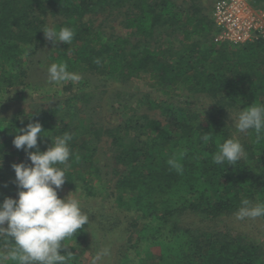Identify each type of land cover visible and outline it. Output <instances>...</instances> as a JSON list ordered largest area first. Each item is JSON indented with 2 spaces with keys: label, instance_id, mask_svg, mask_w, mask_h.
Segmentation results:
<instances>
[{
  "label": "trees",
  "instance_id": "16d2710c",
  "mask_svg": "<svg viewBox=\"0 0 264 264\" xmlns=\"http://www.w3.org/2000/svg\"><path fill=\"white\" fill-rule=\"evenodd\" d=\"M253 4L264 8V0ZM209 13L199 0H0V201L16 197L11 165L31 163L12 143L19 129L37 121L42 125L46 136L38 137L40 151L55 137L71 133L65 184L79 181L88 196L97 192L89 181L102 173L95 156L105 134L116 179L111 190L106 186L103 191L119 209L141 219L139 227L133 220L137 236L131 247H158L154 259L136 263L123 251L119 264H264L257 238L232 233L226 225H180L185 212L219 222L236 214L243 199L264 203V131L259 137L252 130L237 133L229 117L264 104V39L240 45L216 40L218 30ZM98 14L104 18L95 24ZM117 17L123 32L106 33L104 21ZM50 25L70 27L71 43L54 47L47 41L41 29ZM44 48L50 64H66L68 71L82 75V83H65L59 88L64 98L49 108L6 114L10 100L2 98L9 89L26 86L34 55ZM90 74L107 81L145 80L160 98L144 95L135 106L121 103L127 117L119 124L97 123L88 113L91 98L83 90ZM31 85L45 92L38 83ZM200 97L209 98V106L197 107ZM143 103L162 119L137 116ZM204 135L210 137L206 143ZM230 137L240 140L247 158L235 166L214 164L219 143ZM169 159L182 164V173L169 166ZM85 236L86 229H81L67 238V264H76L75 249ZM11 247L12 242L0 237V264H16L7 258Z\"/></svg>",
  "mask_w": 264,
  "mask_h": 264
},
{
  "label": "clouds",
  "instance_id": "9594fccd",
  "mask_svg": "<svg viewBox=\"0 0 264 264\" xmlns=\"http://www.w3.org/2000/svg\"><path fill=\"white\" fill-rule=\"evenodd\" d=\"M41 30L44 38L54 47L57 42L69 44L74 37V31L67 26L57 28L50 25ZM95 62L99 64L100 61L97 59ZM48 75L50 83L81 80L79 74L68 71L67 65L63 63L51 64ZM229 117L237 133L252 130L259 137L264 131V104L249 105L235 116L229 114ZM44 130L38 121L32 122L19 129L12 140L14 147L25 151L31 162L30 165L24 162L11 165L15 174L16 197L6 196L0 201V237L14 244V247L8 249L7 258L16 264H67L69 257L66 254L70 251L65 241L90 223L89 214L82 211L77 198L69 197L68 194L58 196V190L62 189L67 179L66 166L72 155L69 144L73 136L65 132L55 137L46 150L40 151L38 137L46 136L42 135ZM201 139L206 143L210 137L204 135ZM247 155L240 140L230 137L219 143L212 161L217 165L226 162V165L235 166L241 159H246ZM168 164L182 173L183 166L177 159H169ZM258 217H264V203L253 205L248 199H243L236 218L243 220ZM108 255L109 250L102 249L92 264H97V261Z\"/></svg>",
  "mask_w": 264,
  "mask_h": 264
},
{
  "label": "rangeland",
  "instance_id": "374dc122",
  "mask_svg": "<svg viewBox=\"0 0 264 264\" xmlns=\"http://www.w3.org/2000/svg\"><path fill=\"white\" fill-rule=\"evenodd\" d=\"M180 1L181 0H177V2ZM199 1L202 6L206 7V11L208 10L211 16V10L215 0ZM252 5L255 6V4ZM103 18L104 15L102 14L94 15L93 21L95 24H98ZM102 28L106 33L114 32L121 34L123 32L119 24V17L104 21ZM169 39L168 36H164L163 41H165V44H169ZM215 39L224 42L217 34ZM46 52L47 48H44L35 53L34 64L30 66L29 78L27 79L26 86L22 90L11 88L8 90V94H5L2 98L10 100L8 101L9 107L5 112L6 114H10L11 111H15V109H20L23 112H31L35 108H49L56 99L64 98L59 88L67 82L61 84L49 82L48 68L51 62L45 57ZM38 59L41 60L39 65L38 63L35 64ZM88 76H90V78H88L90 84H87V87H83V90L89 93L91 98L88 105V113L95 122L98 120L106 126H115L127 117V115L121 111V103L135 106L138 103V99L144 95H147L151 99L160 98L159 94L154 91L150 83L142 79L107 81L93 74ZM34 82L38 83V86H41L42 90H45V92L39 91L38 88L37 90L31 89V84ZM81 83L82 82H76L78 86ZM117 92H119L118 96H116ZM180 99H183V97H180ZM197 101V107H206V105L210 103L207 97H200ZM72 104L79 106L78 102ZM136 114L137 116L147 114L151 117L162 119L158 110L149 108L147 103L139 104ZM230 115L235 116L236 114L231 113ZM109 144L110 139L104 134L98 143V151L95 156L96 161L102 166V173L100 176H95L94 179L89 181L94 188H97L95 196L86 195L83 189L84 187L83 185V188L81 187L79 181L70 185L64 184L62 189L58 190V196L60 197H64L68 194L69 197L74 196L77 198L81 203L82 211L89 214L90 223L88 226H84L86 229L84 244L81 243L79 248L77 250L75 249V252L78 254L76 264H92L97 253L104 248L109 250V255L97 261V264H119L120 255L123 251L133 259V263H136L140 258L146 259L147 261L154 259L158 253V247L155 246L143 250L142 246L140 244L138 246L137 243L136 247H131L137 236V229L132 226V223L138 221L139 227L142 221L141 219H137L133 213L119 209L112 201L113 197H110L108 193H104L105 191H103L106 186L111 190L116 179V174L113 173L114 164L112 162ZM118 168L121 169L119 166ZM14 191L17 192V189L15 188ZM180 225H204V227L214 226L216 228H224L226 225L232 233L244 234L249 238H257L264 249V220L262 217L238 220L236 214H233L232 216L222 218V220L218 222L217 220H204L193 213L185 212L181 215ZM130 234L132 235V239L131 242H128ZM65 242H67V240ZM66 245L69 246V242L66 243ZM80 248H84L81 253ZM135 250L139 251V253Z\"/></svg>",
  "mask_w": 264,
  "mask_h": 264
},
{
  "label": "built area",
  "instance_id": "2783aa9c",
  "mask_svg": "<svg viewBox=\"0 0 264 264\" xmlns=\"http://www.w3.org/2000/svg\"><path fill=\"white\" fill-rule=\"evenodd\" d=\"M252 4L253 0H215L211 19L222 41L240 45L264 39V8Z\"/></svg>",
  "mask_w": 264,
  "mask_h": 264
}]
</instances>
